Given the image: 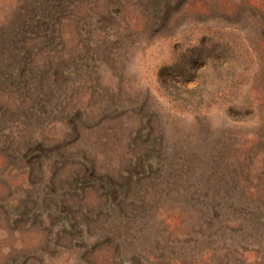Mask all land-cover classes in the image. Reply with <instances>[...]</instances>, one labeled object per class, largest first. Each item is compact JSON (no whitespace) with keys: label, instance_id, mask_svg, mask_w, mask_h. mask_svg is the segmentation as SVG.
<instances>
[{"label":"rangeland","instance_id":"374dc122","mask_svg":"<svg viewBox=\"0 0 264 264\" xmlns=\"http://www.w3.org/2000/svg\"><path fill=\"white\" fill-rule=\"evenodd\" d=\"M0 264H264V0H0Z\"/></svg>","mask_w":264,"mask_h":264},{"label":"trees","instance_id":"16d2710c","mask_svg":"<svg viewBox=\"0 0 264 264\" xmlns=\"http://www.w3.org/2000/svg\"><path fill=\"white\" fill-rule=\"evenodd\" d=\"M48 5H46L44 8H46ZM60 9H62V8H59V9H56L55 10V12H56V14L57 13H59V12H61V10ZM50 9H47L45 12H48V13H51V11H49ZM42 17L43 18H48V21L45 23V24H49V25H51L52 26V29L53 30H49L48 32H49V39L50 38H54V34H55V32L57 31V33H58V29H59V32L60 31H62L64 28H63V23H62V27H60V28H58L57 27V29H55L54 30V27H53V24H55V23H57L58 24V22H55V20L54 19H52V17L50 16V15H47V14H44V15H42ZM25 20V22L27 21L28 22V19H24ZM60 24V23H59ZM66 26H67V28H69V25H68V23H66ZM78 29V28H77ZM35 37H36V35H34ZM60 36V35H59ZM42 39V38H41Z\"/></svg>","mask_w":264,"mask_h":264}]
</instances>
